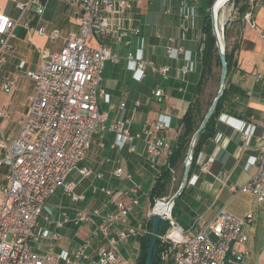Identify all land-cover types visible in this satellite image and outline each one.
<instances>
[{
    "label": "built area",
    "instance_id": "obj_1",
    "mask_svg": "<svg viewBox=\"0 0 264 264\" xmlns=\"http://www.w3.org/2000/svg\"><path fill=\"white\" fill-rule=\"evenodd\" d=\"M145 1L152 0H64L73 27L65 32L57 50L46 47L38 50L37 69L27 72L33 80V88L28 95L27 112L18 120L17 132L5 134L0 129V168L4 169L0 181V264H117L121 259L120 245L134 236L149 233L130 220L131 212L147 192L121 166L115 167L111 174L128 182L124 191L115 192L105 185L98 187L114 206L112 210L74 208L70 214L68 208L59 206L56 218L42 214L48 199L59 187L71 201L84 199L83 194L74 191L75 184L68 177L74 171L82 178L92 174L89 167L80 163L96 138L97 145L103 146L105 134L121 137L130 153L137 152L142 145L151 164L160 157L162 164L166 162L171 144L157 134L164 127L162 121L151 120L140 130H133L131 115L110 120L108 111L100 107L106 94L102 80L107 62L116 65L122 58L133 62L140 79L151 73L163 81L170 78L185 81L188 62L172 72L169 65L157 64L151 58H136L129 49L132 39L141 33L131 12ZM253 1L248 0L243 18L256 28ZM32 5H36V12L42 13L38 0L15 4L21 14ZM165 12L169 13V8ZM188 19L187 13L180 14L174 35L159 31L154 34L156 39L164 41L165 53L176 60L185 51ZM18 21L0 12V66L7 62L6 53ZM43 32L44 28H38V33ZM60 34V29L55 27L50 38H58ZM258 34L264 39V30H258ZM112 42L127 48V52L119 55L112 49ZM0 86L4 92H10L15 79L7 77ZM151 96L162 102L163 88H153ZM139 105V101L133 102L134 108ZM125 108L124 101L117 105L118 111ZM0 117H8V112L0 108ZM256 166L257 171L248 182L238 188L231 186V190L250 193L260 203L264 199V142L259 145ZM171 172L173 174L174 170ZM96 177L102 178L103 174L98 173ZM169 197L154 198L146 217L149 219L156 206L165 205ZM172 207L161 212L166 229L158 235L163 246L159 253L160 264H242L246 250H238L234 244L246 243L248 235L244 227L251 222L253 212L239 216L224 205L214 220L197 215L191 225L184 228L172 214ZM40 219L50 224L51 229L37 233ZM91 222L94 224L91 237L79 243L71 256L54 252L51 246L45 252L30 247L31 240L36 242L43 236L52 242L58 240V228ZM92 239L97 244L89 251ZM123 263L127 264V260Z\"/></svg>",
    "mask_w": 264,
    "mask_h": 264
},
{
    "label": "crops",
    "instance_id": "obj_2",
    "mask_svg": "<svg viewBox=\"0 0 264 264\" xmlns=\"http://www.w3.org/2000/svg\"><path fill=\"white\" fill-rule=\"evenodd\" d=\"M25 1L27 0H0V12L13 20L19 19L14 29V36L10 39V48L6 53L7 62L0 66V85L7 77L15 79L14 88L6 92L9 94L4 93L5 100L0 101V108L8 112V117H0V129L5 134L11 135L17 132L18 120L25 116L29 106L28 95L32 91L33 80L28 77L27 72L37 69L38 50L44 47L57 50L62 44L65 32L73 27L64 0H61L60 8L53 0H38L43 8L42 13L36 12V5H32L29 10L21 14L15 4ZM166 8H169V13L165 12ZM206 9L207 0H152L136 5L132 9L134 19L141 27L140 35L132 39L129 48L134 56L142 59L151 58L157 64H167L172 72L174 68L188 62L189 70L183 83L170 78L164 86L162 85L165 98L162 102H157L151 96V90L158 87H152L155 79H159L157 75L149 73L145 79H140L133 62L124 58L116 65H105L102 85L106 94L100 101V107L108 111L110 120L131 115L133 130H140L148 121L160 120L164 127L157 134L165 137L171 146L173 145L181 129L179 119L188 105V101L183 96L185 89L200 78L201 46L204 37L202 23ZM252 10L256 28L246 22L243 18L244 13L240 23L235 20L232 24L236 35L228 37L227 42L230 46L236 42L237 46L233 52L231 69L226 77L225 93L220 108L214 115L211 135L201 145L174 217L181 226L187 228L197 215L214 220L218 210L224 205L239 216H244L248 211L253 212L251 222L244 227L248 235L246 243H235L234 247L241 251L246 250L242 264H264V199L258 203L250 193L231 190V186L236 188L242 186L256 173V155L259 145L264 142V39L258 34V30H264V0H254ZM181 13L189 15L187 21L189 32L184 41L185 51L176 60L165 53L164 41L156 39L154 34L157 31L164 35L176 34ZM40 27L44 28L42 34L38 33ZM55 27L60 29L61 34L58 38L51 39L50 33ZM126 52L127 48L122 55ZM215 68L216 65L212 68L209 80L214 76ZM181 86L183 89L179 90ZM0 90L3 91L1 86ZM121 101L126 103V108L118 111L117 105ZM135 101L140 102L136 108L133 107ZM103 142L105 157H99L97 162L88 161L92 166L89 167L92 174L83 179L72 172L68 177V180L75 184L74 191L84 195L83 200L70 201L65 205L70 214L73 213L74 208L99 207L104 211L113 209L114 206L108 202L107 197L98 190V187L105 185L115 192L127 188L126 180L112 176L111 172L115 167L121 166L147 191L154 182L155 173L163 163V158L160 157L155 164H151L142 145L138 146L137 152H128L123 139L113 134H105ZM202 166L205 168L202 169ZM98 173H102L103 177L97 178ZM3 174L4 169L0 181ZM172 178H175L174 175ZM57 191L60 200L48 207L50 199H56L53 195ZM56 192L49 198L42 211L51 218H56L59 206H64L62 202L65 197L62 188L59 187ZM147 198V195L143 196L139 206L130 214L131 222L139 224L145 230L148 210L143 211V207ZM40 223L42 226L38 228L37 233L51 229L50 224ZM93 228L92 222L81 226L67 225L58 228L65 231L59 233L57 229L58 240L52 242L45 236L40 240L46 245L50 243L52 251L71 256L75 247L83 241V237H91ZM142 235L134 236L119 246V252L126 257L127 264L135 263L139 251V237ZM39 241L32 242V250H35L32 246ZM96 244L97 241L92 239L89 251L94 250ZM47 246L46 250L49 247ZM44 250L38 252H45Z\"/></svg>",
    "mask_w": 264,
    "mask_h": 264
},
{
    "label": "trees",
    "instance_id": "obj_3",
    "mask_svg": "<svg viewBox=\"0 0 264 264\" xmlns=\"http://www.w3.org/2000/svg\"><path fill=\"white\" fill-rule=\"evenodd\" d=\"M212 1L213 0H207V9L203 13L204 17H203V23H202V31H203L204 37H203L202 46H201L200 78L195 84L189 85L187 89H185L186 91L183 96L188 101V105L184 113L179 119V124H180L181 129L176 138V141L171 146V150H170L169 155L166 158V162L158 168V171L155 173L153 184L146 191L147 196L151 201H153L154 198L156 197L167 195L168 186H169V182L171 180V175H172L171 169H175L178 165H181L183 163L191 136L193 132L196 130L203 115L205 114L208 108V107L206 108L204 113H201V102H200L201 99L200 98L204 90L206 81L208 77L211 75L213 66L214 65L220 66L217 48L215 45V38L212 34L210 17H209V8L211 6ZM232 1H233L234 6L236 7V12H237L236 20L240 23L242 14L245 12V10L249 6L248 0H232ZM224 28L225 29H223V34H221V36H222V41L224 42V51H225V58H226V63H227V75H228V72L232 66L233 52L237 46V43L234 42L231 46L228 44L227 39L229 37L230 28L228 26H224ZM167 82L168 80L163 81L160 79L158 80L155 79V82L152 84L153 85L152 87L162 86V85L164 86ZM224 93H225V89L223 91L222 96L224 95ZM222 96L219 99L205 127L203 128L202 131L199 132L196 138V141L193 146V151H192V159H191L189 177L193 171V168H194V165H195V162L199 154L202 143L205 141V139H207V137L211 135V132L213 129V118L216 112L220 108ZM83 165H84V161L80 163V166H83ZM185 189L181 193V195H179L174 201V204L172 207L173 215H176L177 210L179 209L180 201H181L183 194L185 193ZM146 226H147L149 233H145L139 237V251H138L134 264H145L146 251H147V247L150 241V237H151L150 232L152 229V222L150 218L147 220ZM165 229H166V222L164 220H161L159 224V228H158V235L162 234L165 231ZM162 248L163 246L160 243V238H157L156 245L153 250L152 264H160L159 253Z\"/></svg>",
    "mask_w": 264,
    "mask_h": 264
},
{
    "label": "rangeland",
    "instance_id": "obj_4",
    "mask_svg": "<svg viewBox=\"0 0 264 264\" xmlns=\"http://www.w3.org/2000/svg\"><path fill=\"white\" fill-rule=\"evenodd\" d=\"M53 1L57 2V4L59 5V8H60V6L62 5L61 0H53ZM222 5L223 6L220 7L219 12H218V19L220 20L219 24H223L221 29H220L221 34H223V29H225L224 26H228L230 28L229 37H235L236 33H235V29L232 26V24L237 19L236 7L234 6L232 0H228L227 2H225ZM110 45L112 46V48L114 50L117 51V53L119 55H122V53H124L125 48H122L123 46L117 45V44H111V43H110ZM109 65H110V63L107 62L106 66H109ZM219 72H220V66H216L215 71H214V76H212L210 80L208 78V80L206 81V84L204 86V90H203L201 98H200L201 99V101H200L201 102V113L205 112L206 108L208 107L209 103L213 99V96L215 95V93H216V91L218 89V86H219ZM1 92H3V91L0 90V101H2V99L5 100V97H4L5 94H9V93H6V92H3V94H1ZM102 148H103V150H102ZM104 149H105L104 145H103V147L98 146L97 145V141H95L93 143V145L91 146V148L89 149V151H88L86 160L84 161V165H86L87 167H90L91 164H90V162H88L89 160L92 161V162H94V161L97 162L98 161L97 159L99 157H101V158L105 157L106 152H105ZM90 153H91V155H90ZM100 155H102V156H100ZM181 166H182V168H181ZM181 166L179 168L175 169V172H173L175 174H172V172H171V174H172L171 178H172L173 175H174L175 178L174 179L172 178L170 180V182H169L170 188L168 186L167 196L168 195L170 196V195H172L175 192L177 186L179 185L180 180L182 179L183 165H181ZM91 168H92V166H91ZM1 172H3V168H0V175H1ZM73 173H74V175L77 174L80 177V175H79V173L77 171H75ZM83 179H81V182H82ZM63 195L65 197V198H63V200L64 201L66 200V201L65 202L63 201L62 203L65 206V205H68L71 200L65 194H63ZM53 196H55L56 199L55 198H51L50 201H49V206L48 207H51L53 204H56L55 201H59L60 200L59 197H58V191ZM152 205H153V201H151L149 198L145 199L143 211L149 210L152 207ZM158 205H161V203H159ZM42 214H44V213H42ZM40 220H39L38 227L36 228V231L38 230V228H41V226H42V224L40 222H44L42 219H40ZM81 225H83V224H80V226ZM62 230L65 231L64 229H58V232L60 233ZM146 230L148 231L147 226H146ZM76 237L78 239H80V237L78 235H76ZM88 237H83L82 239L85 240ZM42 242L43 241L40 240L38 243L35 244V246H32V248H35V250H37V251H39V250L43 251L46 248L47 245L48 246L50 245V243H47V245H46V244H44ZM39 243H40L41 246H39ZM31 244H32V240L30 241V247H31ZM44 251H46V249ZM120 255H121L120 256L121 259L118 261L117 264H124L123 261L125 260L126 257L122 253Z\"/></svg>",
    "mask_w": 264,
    "mask_h": 264
},
{
    "label": "water",
    "instance_id": "obj_5",
    "mask_svg": "<svg viewBox=\"0 0 264 264\" xmlns=\"http://www.w3.org/2000/svg\"><path fill=\"white\" fill-rule=\"evenodd\" d=\"M214 1H212L211 6L209 8V17H210V24H211V30L212 34L215 38V45L217 48V53L219 57V62H220V72H219V86L218 89L208 106L205 114L203 115L199 125L197 126L196 130L193 132L186 154L185 158L183 160V173H182V179L180 181V184L178 185L177 189L175 192L170 195L166 202V206H173L175 199L181 195V193L184 191L188 180H189V173H190V166H191V159H192V151H193V146L196 141V138L199 134L200 131L203 130L205 127L206 123L208 122L211 114L213 113L219 99L221 98L223 91L225 89L226 85V75H227V63H226V58H225V51H224V44L223 41L221 40V36L219 33V28H218V23L217 19L215 16L214 12ZM151 222H152V229H151V237L150 241L147 247L146 251V257H145V264H152V256H153V250L156 245V241L158 238V228L159 224L162 220V213L161 212H156L154 211L151 216H150Z\"/></svg>",
    "mask_w": 264,
    "mask_h": 264
},
{
    "label": "bare ground",
    "instance_id": "obj_6",
    "mask_svg": "<svg viewBox=\"0 0 264 264\" xmlns=\"http://www.w3.org/2000/svg\"><path fill=\"white\" fill-rule=\"evenodd\" d=\"M227 1L228 0H215L214 1V7L213 8H214L215 16H216V19H217L220 36H221L220 29H221L223 24H219L220 20L218 19V12H219L220 7L223 6L222 4H224ZM221 40H222V36H221ZM155 209H156V212H163L164 210L167 209V207H166V205L161 203V205L156 206Z\"/></svg>",
    "mask_w": 264,
    "mask_h": 264
}]
</instances>
